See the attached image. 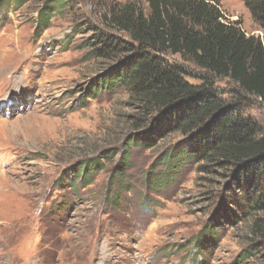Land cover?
I'll list each match as a JSON object with an SVG mask.
<instances>
[{
    "label": "rangeland",
    "instance_id": "rangeland-1",
    "mask_svg": "<svg viewBox=\"0 0 264 264\" xmlns=\"http://www.w3.org/2000/svg\"><path fill=\"white\" fill-rule=\"evenodd\" d=\"M130 1L0 0V264H264L251 218L226 202L228 170L185 161L157 179L185 136L157 138L147 115L134 130L139 103L93 50L99 31L127 40L102 20ZM219 3L264 44L242 0ZM246 113L264 127L257 100Z\"/></svg>",
    "mask_w": 264,
    "mask_h": 264
},
{
    "label": "trees",
    "instance_id": "trees-1",
    "mask_svg": "<svg viewBox=\"0 0 264 264\" xmlns=\"http://www.w3.org/2000/svg\"><path fill=\"white\" fill-rule=\"evenodd\" d=\"M22 1L7 0V6ZM143 2V8L135 0L107 8L104 26L127 40L99 31L93 36L94 55L117 61L114 79L142 111L134 130L147 115L144 122L159 121L157 138L176 132L185 136L163 155L169 166L157 179L164 182L185 161L200 163L206 172L214 167L228 170L226 202L251 218L252 232L264 241V127L246 113L253 99L264 107V44L246 35L236 20L228 21L219 0ZM242 2L264 29V0ZM46 14L41 9L44 23L50 18ZM222 80L226 89L217 85ZM140 136L127 140L143 146L154 142ZM83 178L73 175L69 186ZM244 253L246 258L253 254Z\"/></svg>",
    "mask_w": 264,
    "mask_h": 264
},
{
    "label": "bare ground",
    "instance_id": "bare-ground-1",
    "mask_svg": "<svg viewBox=\"0 0 264 264\" xmlns=\"http://www.w3.org/2000/svg\"><path fill=\"white\" fill-rule=\"evenodd\" d=\"M20 130V129H19Z\"/></svg>",
    "mask_w": 264,
    "mask_h": 264
}]
</instances>
